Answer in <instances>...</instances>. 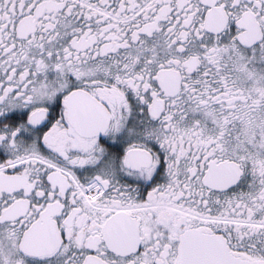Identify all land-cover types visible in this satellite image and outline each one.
<instances>
[{"label":"snow or ice","instance_id":"6c2138e0","mask_svg":"<svg viewBox=\"0 0 264 264\" xmlns=\"http://www.w3.org/2000/svg\"><path fill=\"white\" fill-rule=\"evenodd\" d=\"M0 264H264V0H0Z\"/></svg>","mask_w":264,"mask_h":264}]
</instances>
